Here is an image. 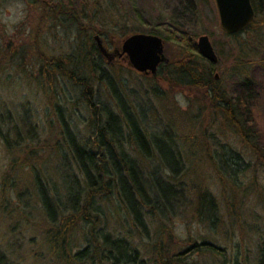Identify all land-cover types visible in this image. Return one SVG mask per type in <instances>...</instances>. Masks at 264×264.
Wrapping results in <instances>:
<instances>
[{"label":"rangeland","instance_id":"374dc122","mask_svg":"<svg viewBox=\"0 0 264 264\" xmlns=\"http://www.w3.org/2000/svg\"><path fill=\"white\" fill-rule=\"evenodd\" d=\"M55 2L66 13L59 19L63 27L58 22L56 27L44 16L35 24L36 35L29 41L30 19L44 10L48 13ZM255 3L258 9L255 24L237 36H228L220 29L214 0H52L40 3L33 13L36 16L31 14L26 0H0V50L15 47L24 52V59L31 61L22 65V71L8 61L0 71V264H57L45 239L51 222L32 173L61 188L64 177L58 169L60 158L56 151L61 141L52 118V105L65 109L77 138L83 142L90 138L86 126L89 111L86 103L79 101L111 107L110 90L96 81L89 86L82 82L84 90H73L64 78L57 90L51 91L44 79H38L39 66L34 56L37 54L44 61L71 55L73 45L83 41L76 38V28L84 27L91 38L98 36L107 51L135 33L153 34L164 40L161 29L167 26L195 44L199 36L206 35L218 58L212 72L214 78L217 76V90L232 107L238 96L250 106L258 134L253 140L250 130L242 128L240 132L250 144L260 147L264 133V0H254ZM92 40L97 46L98 41ZM181 47L174 40L165 41L164 54L169 61L181 59ZM102 59L101 66L112 76L117 89L126 92L125 100L141 118L142 128L153 136H168L175 144L173 150L180 166L170 181L179 194L170 211H165V221L177 241V249L182 251L196 242L225 251V257L187 252L181 255L183 262L227 263L237 254L245 263L256 264L258 245L264 241V160L242 142L223 112L214 110L197 93L173 87L167 70H161L153 78L135 72L122 60L120 66L115 59L105 56ZM79 60L80 54L76 53L73 62ZM197 60L199 66H209L205 60ZM114 65L115 69H110ZM246 80L247 89L242 86ZM24 113L31 115L30 127L22 123ZM14 124L16 128L12 129ZM28 148L32 149L31 155ZM131 155L142 173L151 176L157 160L146 159L136 151H131ZM223 162L229 168L222 167ZM201 193H208L216 201L218 220L214 224L198 214ZM94 200L104 213V231L116 228L113 205L101 202L98 197ZM148 221L147 232L131 230L129 238L145 264L151 263V218ZM85 235L81 229L73 232V251L86 246Z\"/></svg>","mask_w":264,"mask_h":264},{"label":"trees","instance_id":"16d2710c","mask_svg":"<svg viewBox=\"0 0 264 264\" xmlns=\"http://www.w3.org/2000/svg\"><path fill=\"white\" fill-rule=\"evenodd\" d=\"M46 1L52 0H26L31 14L37 11L40 3ZM251 4L254 19L246 30L255 24L258 11L254 0H251ZM51 9L47 10L48 13L44 10L37 18L30 19L29 41L36 35L35 24L40 23L44 16L54 22L56 27L58 24L63 27L59 19L66 13L62 10L60 3H56ZM171 29L172 27L168 26L161 29L165 35L164 41L174 40L180 44L183 50L182 57L175 63L169 61L168 65H159L153 78L158 77L161 70H167V75L170 77L169 83L174 84L173 87L195 92L198 98H203L207 104L214 107V110L223 112L231 128L239 133V137L241 135L242 142L250 145L254 154L264 160V133L261 136L262 145L255 147L254 143L250 144L251 141L240 132L242 128L250 130L253 140L258 134L257 123L251 114L250 106L241 96L236 97V107L230 106L224 94L217 90L216 78L212 76L216 64L203 59L191 39ZM77 30L78 28H76V38L81 37L83 41L73 45L71 55L42 61L41 56L34 51L36 54L34 58L39 66L38 79H44L46 87L51 91H56L60 80L64 78L71 83L73 90L75 88L84 90L82 82H87L88 86L91 81L103 83L111 92L109 96L111 107L75 99L76 103L78 101L80 104L86 103L89 111L86 126L90 138L83 142L77 138L74 123L70 115L65 114V109L60 105H52V118L56 121L61 141L56 145L60 158L58 169L60 175L64 177L60 185L61 190L51 185L48 179H43L32 171L34 186L44 206L45 214L51 222L46 230L45 239L50 247L52 260L54 259L57 264H145L129 238H132L131 230L147 232L148 218H151L150 264H189L183 262L181 257L187 252H208L225 257V251L212 244L193 242L182 251L177 249V241L165 221L167 214L165 211H170L172 202L179 194L170 181L171 177L177 174L180 166L179 157L173 150L175 144L168 136H153L142 128L141 118L125 100L126 92L123 93L117 89L112 76L101 66L103 56L96 44L92 42L94 37L91 38V35H88L86 27ZM238 34L240 33L231 36ZM15 52L22 53L17 55ZM23 53L22 50L18 51L15 47L11 49L10 46L1 49L0 71L8 61L22 71L23 66L31 62L24 59ZM76 53L80 54V60L73 62ZM26 56L29 55L26 54ZM197 59L205 60L209 66H199ZM116 65L110 69H115ZM119 65L123 66L121 63ZM248 84L246 80L242 86L247 89ZM90 91L93 93L92 87ZM64 99L67 102L66 95ZM98 104L100 107L97 106ZM21 120L25 126L30 127L31 115L24 113ZM15 128L14 124L12 129ZM28 150L31 155L32 149L28 148ZM131 151L139 152L146 159L157 160L156 168L151 176L142 173ZM225 161L227 163V160ZM226 163L223 162L222 167L229 168ZM165 175L168 177L166 180ZM95 197L107 205H113L116 228L111 231L103 229L105 227L104 213L101 205L99 207L95 202ZM197 203L200 217L203 215L210 220V223H216L218 210L214 197L208 193H201ZM76 229L85 232L86 246L81 250L73 251L75 249L72 247L71 239ZM220 264L248 263H245L243 257L240 258L235 254L228 259L227 263ZM256 264H264V241H260L258 245Z\"/></svg>","mask_w":264,"mask_h":264},{"label":"water","instance_id":"95a60500","mask_svg":"<svg viewBox=\"0 0 264 264\" xmlns=\"http://www.w3.org/2000/svg\"><path fill=\"white\" fill-rule=\"evenodd\" d=\"M214 2L220 29L228 36L243 32L254 19L250 0H214ZM94 39L98 41L97 47L100 53L105 56V49L101 46L98 36ZM196 48L199 55L209 63L218 62L208 36H199ZM121 52L127 57L128 66L144 76H155L159 65L169 64V59L164 54V41L156 35L131 34L122 40Z\"/></svg>","mask_w":264,"mask_h":264},{"label":"flooded vegetation","instance_id":"af4514ba","mask_svg":"<svg viewBox=\"0 0 264 264\" xmlns=\"http://www.w3.org/2000/svg\"><path fill=\"white\" fill-rule=\"evenodd\" d=\"M165 42V41H164ZM103 46V45H102ZM105 57L109 60L113 59V57H115L114 59L116 60L117 63H120V60H122L123 62L126 63V65L128 66V59L127 57L122 54L121 52V44L118 46H113L110 51H107V49L105 48ZM113 59V60H114ZM113 63V62H112Z\"/></svg>","mask_w":264,"mask_h":264}]
</instances>
